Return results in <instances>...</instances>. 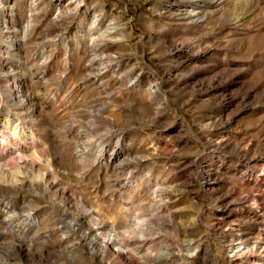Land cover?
I'll return each mask as SVG.
<instances>
[{
	"label": "rangeland",
	"instance_id": "374dc122",
	"mask_svg": "<svg viewBox=\"0 0 264 264\" xmlns=\"http://www.w3.org/2000/svg\"><path fill=\"white\" fill-rule=\"evenodd\" d=\"M0 264H264V0H0Z\"/></svg>",
	"mask_w": 264,
	"mask_h": 264
},
{
	"label": "bare ground",
	"instance_id": "6f19581e",
	"mask_svg": "<svg viewBox=\"0 0 264 264\" xmlns=\"http://www.w3.org/2000/svg\"><path fill=\"white\" fill-rule=\"evenodd\" d=\"M73 223H74V222H72V224H73ZM248 250L250 251V249L248 248V246H247V245H244V244L241 245V246L238 248V252H242V253H243V252L246 253Z\"/></svg>",
	"mask_w": 264,
	"mask_h": 264
}]
</instances>
